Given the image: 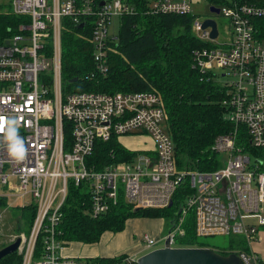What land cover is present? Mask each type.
<instances>
[{
	"label": "built area",
	"instance_id": "built-area-1",
	"mask_svg": "<svg viewBox=\"0 0 264 264\" xmlns=\"http://www.w3.org/2000/svg\"><path fill=\"white\" fill-rule=\"evenodd\" d=\"M140 1L135 7L128 0H9L10 11L22 20L11 37L0 43V118L20 121L19 135L25 140L27 154L16 162L0 136V199H7L10 205V198H20L21 206L35 205L37 210L30 233L21 231L11 243L20 238L22 264H84L66 255V246L57 237L70 182L85 185L90 195L86 212L94 217L107 213L120 199L134 208L170 207L175 193L186 183L191 192L180 216L171 222L165 244L169 240L171 247H182L176 240L185 234L183 223L193 210L197 236H243L250 250L236 254L243 264H261L251 242L258 241L264 226V162L257 158L252 162L246 148L249 143L264 149V0H219L227 3L225 7L211 3L220 9L219 14H212L229 19L223 30L215 15L194 16L193 0ZM138 9L151 14L193 15L192 29L207 44L194 51V65L212 79L218 71L238 77L218 83L225 89L222 103L235 128L217 136L208 148L211 155H218L217 169L178 167L166 113L156 93L64 90V28L81 23L91 27L97 70L106 72V44L117 41L110 28L116 18ZM209 19L217 23L216 37L211 35V26L203 27ZM67 122L72 134L69 149L65 148ZM114 135L120 140L122 136H148L153 147L136 150L133 158L102 169L88 164L96 141H108ZM40 234L43 252L35 259ZM144 241L147 245L141 251L107 264H137L147 249L160 248L156 247L159 239L146 235Z\"/></svg>",
	"mask_w": 264,
	"mask_h": 264
},
{
	"label": "trees",
	"instance_id": "trees-1",
	"mask_svg": "<svg viewBox=\"0 0 264 264\" xmlns=\"http://www.w3.org/2000/svg\"><path fill=\"white\" fill-rule=\"evenodd\" d=\"M135 3L140 0H128ZM216 3L219 0H211ZM0 3V43L11 37L22 18L5 10ZM117 41L108 42L106 72L97 70L94 58L95 45L91 41V27L81 29L68 25L62 33V65L64 90L68 92H141L151 91L160 96L166 113V129L170 134L175 158L179 168L217 169L218 155H211L208 148L215 138L234 130L235 126L226 115L223 100L225 89L194 65V51L207 46L193 32V15L151 14L138 9L134 14L120 18ZM264 21V19H262ZM12 28L11 31L9 29ZM78 77L76 82L73 79ZM65 148L71 144V123H65ZM241 136L246 134L242 129ZM239 142V141H238ZM246 150L258 161L264 162V149L247 144ZM136 150L127 147L117 137L108 141L98 139L94 152L87 157L88 164L97 169L133 158ZM191 188L186 183L174 195V205L165 208H135L120 199L107 213L94 217L90 212V195L85 185L69 183V194L63 205V217L57 228L58 239L64 246L72 243L93 245L108 232H122L133 216L148 218H169L176 220L179 211L187 203ZM7 199H0V210L11 212L19 221L17 232L30 233L36 217L35 205L10 206ZM16 215V216H15ZM25 222V226L21 223ZM21 222V223H20ZM183 227L185 234L177 237L176 243L182 247H207L215 250L210 237H199L196 233L195 212L189 210ZM224 250L217 252L228 255L249 251L247 240L240 235L225 236ZM1 243V242H0ZM2 247L7 243H1ZM44 240L37 238L33 257L42 254ZM124 255L101 257H76L84 264H107ZM24 255L16 251L0 259V264H22ZM264 264V259H261Z\"/></svg>",
	"mask_w": 264,
	"mask_h": 264
},
{
	"label": "rangeland",
	"instance_id": "rangeland-1",
	"mask_svg": "<svg viewBox=\"0 0 264 264\" xmlns=\"http://www.w3.org/2000/svg\"><path fill=\"white\" fill-rule=\"evenodd\" d=\"M230 1V0H226ZM211 0H193L192 12L194 16H198L199 18H206L210 16H214L210 11ZM0 3H5V10L10 11L9 0H0ZM220 7L227 6L226 2L217 1L216 3ZM218 8V7H217ZM220 29L223 30L225 25L229 24V19L225 18L223 15H215L214 16ZM84 28V27H83ZM82 28V29H83ZM120 29V19L116 18L114 25L110 28V33L114 36L119 34ZM196 35V30H193ZM224 71H218V76H214L213 80L220 85L226 84L227 82H232L238 79L237 76L233 74H228L223 76ZM121 141L129 148L138 149V145L142 143V140L138 137L133 136H122ZM134 149V150H135ZM250 155V153H249ZM252 158V162L256 161V157L254 155H250ZM10 206H21L22 200L20 198L14 199V197L10 198ZM29 199H25V202H28ZM9 206V207H10ZM11 212L0 210V242L1 243H11L13 238L19 234L17 232V226L19 225V221L14 219L13 208H11ZM13 214V215H12ZM16 216V215H15ZM21 223V222H20ZM22 226H25V222L21 223ZM171 228V219L169 218H148L142 216H133L131 217L125 229L119 233L108 232L102 236L100 241L93 245L87 244H78L72 243L69 246H66L64 250L65 254H74L77 253V256L73 257H101V256H116L121 253L123 254H132L135 252L141 251L147 242L144 241V237L149 235L152 238L159 239V243L156 247H162L165 242L163 238L168 233ZM264 230V226L261 227L260 232ZM225 236H214L210 237L209 240L215 244V250L221 251L224 250L222 247H225L226 239ZM0 243V247L2 244ZM5 245V246H6ZM251 246L256 247V242L252 241ZM4 247V246H3ZM79 247V248H77ZM1 249V248H0ZM152 248H149L145 251V253L151 251ZM74 252V253H73ZM144 253V254H145ZM75 255V254H74Z\"/></svg>",
	"mask_w": 264,
	"mask_h": 264
},
{
	"label": "water",
	"instance_id": "water-1",
	"mask_svg": "<svg viewBox=\"0 0 264 264\" xmlns=\"http://www.w3.org/2000/svg\"><path fill=\"white\" fill-rule=\"evenodd\" d=\"M212 13L219 14L220 9L215 6H210ZM211 26L213 31L212 37H216L218 34L217 23L213 19L206 20L203 27ZM79 28L84 27V23H81ZM78 77L73 79L76 82ZM173 201L170 203V207L173 206ZM141 208H135V211H139ZM180 212V211H179ZM20 238L13 243H10L0 249V259L6 255L12 254L18 251L20 246ZM137 264H243L241 258L236 253H229L228 255L221 254L214 249L207 247H171L169 240L164 247L156 248L144 255H142Z\"/></svg>",
	"mask_w": 264,
	"mask_h": 264
},
{
	"label": "clouds",
	"instance_id": "clouds-1",
	"mask_svg": "<svg viewBox=\"0 0 264 264\" xmlns=\"http://www.w3.org/2000/svg\"><path fill=\"white\" fill-rule=\"evenodd\" d=\"M20 121L15 118H0V136L8 155L16 162H22L27 154L25 140L19 135Z\"/></svg>",
	"mask_w": 264,
	"mask_h": 264
},
{
	"label": "crops",
	"instance_id": "crops-1",
	"mask_svg": "<svg viewBox=\"0 0 264 264\" xmlns=\"http://www.w3.org/2000/svg\"><path fill=\"white\" fill-rule=\"evenodd\" d=\"M138 137L142 140V143L138 145V149L135 150H143V149H151L153 147V141L148 136H133ZM79 248V247H77ZM252 250H254L262 259H264V230H262L259 234V239L256 242V247L251 246ZM74 253V252H73ZM136 253V252H135ZM75 254V255H74ZM74 254H66L68 256H77V253Z\"/></svg>",
	"mask_w": 264,
	"mask_h": 264
}]
</instances>
